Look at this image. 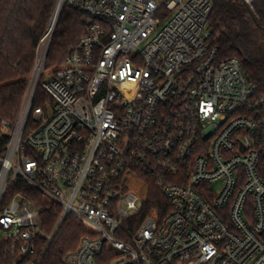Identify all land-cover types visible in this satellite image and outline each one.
I'll use <instances>...</instances> for the list:
<instances>
[{
	"label": "built area",
	"instance_id": "obj_1",
	"mask_svg": "<svg viewBox=\"0 0 264 264\" xmlns=\"http://www.w3.org/2000/svg\"><path fill=\"white\" fill-rule=\"evenodd\" d=\"M66 7L87 31L50 69ZM214 7L57 0L18 115L0 120V237L18 262L72 216L85 236L65 264H264V95L212 47ZM144 177L167 213L144 215Z\"/></svg>",
	"mask_w": 264,
	"mask_h": 264
},
{
	"label": "trees",
	"instance_id": "obj_2",
	"mask_svg": "<svg viewBox=\"0 0 264 264\" xmlns=\"http://www.w3.org/2000/svg\"><path fill=\"white\" fill-rule=\"evenodd\" d=\"M57 0H0V120H15ZM255 7L257 4H254ZM210 19L211 45L221 58H238L248 79L264 95V59L258 46L264 39V13L252 11L244 0H214ZM86 18L65 8L61 14L48 58V68L57 69L87 31ZM39 104V103H38ZM148 184L144 215L168 210V203L153 179ZM60 212L51 206L42 214L43 230L51 234ZM85 236L83 225L67 217L48 247L39 241L34 256L18 262L10 240L0 239V264H65L67 254L77 249Z\"/></svg>",
	"mask_w": 264,
	"mask_h": 264
},
{
	"label": "rangeland",
	"instance_id": "obj_3",
	"mask_svg": "<svg viewBox=\"0 0 264 264\" xmlns=\"http://www.w3.org/2000/svg\"><path fill=\"white\" fill-rule=\"evenodd\" d=\"M256 4H257L256 7H255V5L253 6V11L259 10L260 12H263L264 13V0H258L256 2ZM262 41L260 42L261 44H262ZM47 65H48V61H47ZM0 239H1V237H0Z\"/></svg>",
	"mask_w": 264,
	"mask_h": 264
},
{
	"label": "flooded vegetation",
	"instance_id": "obj_4",
	"mask_svg": "<svg viewBox=\"0 0 264 264\" xmlns=\"http://www.w3.org/2000/svg\"><path fill=\"white\" fill-rule=\"evenodd\" d=\"M258 52H259L260 57L264 59V39L262 41V44L260 43V45L258 46Z\"/></svg>",
	"mask_w": 264,
	"mask_h": 264
}]
</instances>
